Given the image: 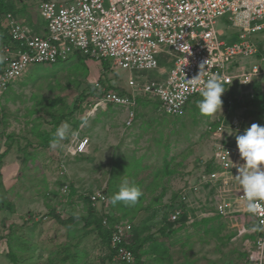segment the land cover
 I'll return each mask as SVG.
<instances>
[{
    "label": "rangeland",
    "instance_id": "1",
    "mask_svg": "<svg viewBox=\"0 0 264 264\" xmlns=\"http://www.w3.org/2000/svg\"><path fill=\"white\" fill-rule=\"evenodd\" d=\"M7 1L35 35L44 34L45 21L35 6ZM226 24L222 17L218 27ZM167 59L158 69L131 72L77 52L65 62L34 65L9 86L0 120V154L6 152L0 163V264H14L12 256L17 264H114L94 223L106 211L110 223L129 221L137 230L144 228L142 236H152L144 244L147 264H249L254 234L243 231L249 227L238 216L179 227L181 222L169 220L168 207L186 182L208 173L221 123L226 138L240 143L247 135L228 127L232 119L242 128L264 124V75L250 85L235 83L198 95L183 116L165 114L147 96L138 99L131 125L123 107L92 111L103 89L128 92L130 76L164 78L171 66ZM77 132L90 137V147L68 157L66 147ZM259 163L264 181V159ZM65 183L68 195L62 192ZM97 190L106 191L109 201L91 204L92 209L84 196ZM138 199L140 207L129 212ZM56 215L74 220L65 226Z\"/></svg>",
    "mask_w": 264,
    "mask_h": 264
},
{
    "label": "built area",
    "instance_id": "2",
    "mask_svg": "<svg viewBox=\"0 0 264 264\" xmlns=\"http://www.w3.org/2000/svg\"><path fill=\"white\" fill-rule=\"evenodd\" d=\"M24 1L35 6L46 32L35 35L24 18L5 15L11 40L1 45L5 65L0 69V120L9 86L29 68L65 62L77 52L131 72L158 69L162 58H168L171 66L164 78L139 81L130 76L128 92L103 89L95 101L93 112L109 105L123 107L127 125L135 119L140 97L156 99L165 114L183 116L198 95L235 83L250 85L264 74V0ZM222 17L226 28L218 27ZM225 127L221 123L215 133L219 143L212 169L182 186L168 207V217L174 223L193 224L197 219L236 215L248 224L243 231L254 234L249 264H264V181L257 169L264 159V124L242 128L241 121L232 119L228 127L247 135L243 143L227 139ZM89 143V136L77 132L65 155L85 154ZM62 192L70 193L68 183ZM89 199L94 207L109 201L103 190L90 193ZM102 223L111 228L114 264H133L132 223L111 224L107 211Z\"/></svg>",
    "mask_w": 264,
    "mask_h": 264
},
{
    "label": "trees",
    "instance_id": "3",
    "mask_svg": "<svg viewBox=\"0 0 264 264\" xmlns=\"http://www.w3.org/2000/svg\"><path fill=\"white\" fill-rule=\"evenodd\" d=\"M12 6L8 3L7 0H0V30L3 31V38H4L3 39V42H8V41L11 40L9 31H8V28L5 27V26H3L2 20L4 19L5 15L8 12H12L15 15L17 14L16 11H14L16 9L14 7H12ZM27 23H29V22L27 21ZM44 32H46V27H44ZM104 64L107 65V67L110 65L108 61H104ZM4 65H5L4 60L3 59L0 60V69H2ZM112 89L119 90L121 93H126V91H124L123 89H116V88H112ZM61 120H62V118H60V117L55 120V127H58L59 126ZM44 137H45V141H49L51 139V137L48 136V134L44 135ZM52 137H54V136H52ZM5 153L6 152H3L2 154H0V163H1L2 158H3V155ZM208 169H209V171L212 169L211 163L208 166ZM84 199H86L89 202L90 207L92 209H95V208H93V206L90 203L89 195L88 196H84ZM140 205H141V199H138L133 204V206L130 207L129 212H135L140 207ZM56 216H57L58 221L62 225H65V226H69L71 224V222L74 220V217L73 218H67V219H65V218H61L59 215H56ZM211 218L212 217L202 218L201 220L195 221L193 224L207 222ZM102 219L103 218H101V220L96 218V220L94 221V223L96 224V228L99 231L100 236L106 241V246H107V251H108L107 256H108V259L113 263V259L112 258H113L114 251L112 250L111 244H110L111 228L105 227L103 225V223H102ZM112 221L114 222L115 220H112ZM177 223H179V222H177ZM183 225L185 226L184 220L181 221V225H179V227H182ZM143 229L144 228H141V229H138L137 230L136 228H133L132 229V236L129 239L130 240L129 247L132 249V251L134 252V255H135V260H134V263L133 264H147V263H145L142 260V257L144 255V253H146V251L144 250V244L148 240H150L152 238V236H145V237L142 236ZM6 246L8 247L7 243H6ZM247 259H248V254H247ZM12 260H13L14 264H17V260H16L15 256H12Z\"/></svg>",
    "mask_w": 264,
    "mask_h": 264
},
{
    "label": "crops",
    "instance_id": "4",
    "mask_svg": "<svg viewBox=\"0 0 264 264\" xmlns=\"http://www.w3.org/2000/svg\"><path fill=\"white\" fill-rule=\"evenodd\" d=\"M38 13V12H37ZM4 25L3 26H5V22L3 23ZM3 37H0V48H1V45H2V43H3ZM1 50V49H0ZM2 52V51H1ZM264 75V74H263ZM262 75V76H263ZM119 107V106H114V105H109V106H106L105 108H109V107ZM90 147V146H89ZM82 155V154H81ZM79 156V155H78ZM260 164V163H259ZM257 165V169L260 171L261 170V168L259 167L260 165Z\"/></svg>",
    "mask_w": 264,
    "mask_h": 264
}]
</instances>
